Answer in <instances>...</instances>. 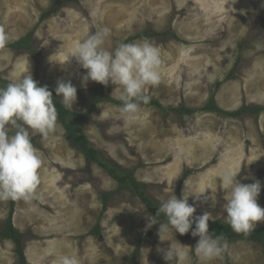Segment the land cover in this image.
<instances>
[{
  "label": "rangeland",
  "instance_id": "rangeland-1",
  "mask_svg": "<svg viewBox=\"0 0 264 264\" xmlns=\"http://www.w3.org/2000/svg\"><path fill=\"white\" fill-rule=\"evenodd\" d=\"M0 24L11 36L0 50V83L28 70L60 102L56 83L71 80L77 99L66 123L96 154L90 159L63 127L46 139L31 133L44 158L39 198L0 202V264H19L9 227L21 236L25 264H59L65 255L80 264H168L157 249L171 238L160 239L158 224L146 227L151 214L131 181L156 208L171 188L177 198L185 190L194 217L207 211L208 224H228L220 173L241 166L237 180L261 182L264 208V0H0ZM98 26L111 30L108 50L145 38L160 49V82L145 89L158 106L141 105L131 121L120 114L118 85L82 86L86 70L68 61ZM243 107L263 110L225 116ZM211 193L214 203L203 199ZM174 238L190 248L199 239ZM227 241L207 264H264V242ZM189 251L191 264H204Z\"/></svg>",
  "mask_w": 264,
  "mask_h": 264
},
{
  "label": "clouds",
  "instance_id": "clouds-1",
  "mask_svg": "<svg viewBox=\"0 0 264 264\" xmlns=\"http://www.w3.org/2000/svg\"><path fill=\"white\" fill-rule=\"evenodd\" d=\"M110 36L111 30L106 26L89 31L86 38L77 43L74 55L68 61L74 57L86 70V75L81 78L82 86L88 81L104 86L118 85V98L122 102L120 114L131 121L141 111V105L150 103V96L145 95L146 87L160 82L161 52L147 38L119 43L113 50H108L104 45ZM10 39L9 32L0 24V50H8ZM55 93L62 97L60 102L64 109L72 112L77 88L71 80H58ZM58 115L52 91L47 85L39 86L28 70L21 78L0 87V202L23 200L31 203L39 198V171L44 166V158L34 146L31 133H39L45 139L55 134L62 128ZM240 169L241 166L235 170L224 169L220 173V183L228 193L223 205L227 223L235 233L247 236L259 222H264V208L257 202L261 182L254 180L251 184H242L237 180ZM169 191L171 194L160 204L156 215L147 217L146 225L151 228L158 224L160 239L162 234L171 238L167 248L157 249L163 259L168 264H191L189 250H194L204 264L221 257L229 242L223 234L209 232L211 213L206 211L194 217L196 207L189 204L185 190L180 198L173 194L172 188ZM203 199L214 203L215 194L203 196ZM161 214L166 217L164 221L157 219ZM190 229L193 237H199L194 248L184 246L174 238L176 233L184 235ZM59 264H80V260L78 256L65 255Z\"/></svg>",
  "mask_w": 264,
  "mask_h": 264
},
{
  "label": "trees",
  "instance_id": "trees-1",
  "mask_svg": "<svg viewBox=\"0 0 264 264\" xmlns=\"http://www.w3.org/2000/svg\"><path fill=\"white\" fill-rule=\"evenodd\" d=\"M42 18H44V15H42ZM0 87H4V85H2L0 83ZM212 99H213V97L210 98V102L211 103L213 102ZM53 100H54V104L56 105L57 112L59 114L58 115V120L61 123L62 127L67 130L69 138L72 141H74L76 144L80 145L81 149L85 153L88 154L90 159H92L93 161H96V158H95L96 154H95L94 151H92L90 149L89 150L87 149L85 139L83 137L77 136L75 129H72L66 123V116H68L69 111L65 110L64 107L62 106V104L59 101H57V99H55L54 97H53ZM119 104L121 105V103H119ZM151 105L158 106L157 103L152 102L151 100H150L149 104L143 105V106L149 107ZM262 110H263L262 108H250L249 109V108H244L243 107V108L239 109L238 111H236L234 113H225V116L232 117V118H239L240 116H242L244 114L258 115ZM179 111L181 113H183L182 110H179ZM208 111L220 112L219 109H216V108H213V107L211 109H208ZM184 112L186 114H192L191 111H184ZM32 142H33V140H32ZM103 165L104 164H102L100 166L102 167ZM112 172L113 171H111V173ZM115 179L118 182L127 181L125 179L118 178V177H115ZM131 187L135 190L137 197L140 198V200H142L144 206L148 209V211L150 212L151 216H155L157 211H158V208L154 207L152 202L146 198L144 192L140 190L138 183H136L135 181H131ZM108 194L109 193L104 194L102 196V199H106ZM11 202L13 203L14 201H11ZM157 219L159 221H164L166 219V217L163 214H161ZM192 227L194 229L195 225H193ZM191 231H192V229H190L189 232L186 233L185 235L192 236L191 235ZM209 232L210 233H214L216 235L223 234V236L226 239L246 240V241L252 242V243H263L264 242V225L261 226L258 229H255L254 231H252L251 234L245 236L243 234L235 233L231 229L230 225L222 224V223L216 221V222H213V223H209ZM8 233L6 235L7 236L6 238L10 239L14 244H16L15 252H16V255H17L18 263L19 264H25L24 254H23V252L20 251V246H19V242L21 241V236H19L15 231L12 233L10 227L8 229ZM96 233H97V231L95 229L90 231V234H92V235H95Z\"/></svg>",
  "mask_w": 264,
  "mask_h": 264
}]
</instances>
